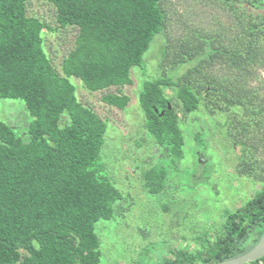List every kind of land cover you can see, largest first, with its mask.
Instances as JSON below:
<instances>
[{
  "label": "trees",
  "instance_id": "obj_1",
  "mask_svg": "<svg viewBox=\"0 0 264 264\" xmlns=\"http://www.w3.org/2000/svg\"><path fill=\"white\" fill-rule=\"evenodd\" d=\"M163 1L49 0L58 28L77 31L57 70L43 47L44 32L53 29L28 15L26 0H0V102L23 101L31 117L19 132L0 120V264H99L94 226L114 216L122 196L102 174L107 124L78 100L70 79L89 92L117 88L101 101L124 110L130 99L121 90L132 85L130 70L145 73L143 56L166 26ZM221 1L234 28L180 56L197 62L198 82L189 74L146 80L139 105L150 137L175 167L184 159V138L166 91L183 117L200 107L226 116L224 135L240 148L235 171L260 188L225 210L197 250H170L163 264H217L248 252L264 233V165L257 159L264 101L256 87L245 86L264 67V0ZM211 68L222 73L213 77ZM142 174L149 194L164 190L165 170L152 166Z\"/></svg>",
  "mask_w": 264,
  "mask_h": 264
},
{
  "label": "rangeland",
  "instance_id": "obj_2",
  "mask_svg": "<svg viewBox=\"0 0 264 264\" xmlns=\"http://www.w3.org/2000/svg\"><path fill=\"white\" fill-rule=\"evenodd\" d=\"M163 7L166 26L143 56L145 73L137 67L131 68L132 85L120 89L130 99L124 110L101 101L105 94L117 93V88L89 92L79 80L70 79L76 86L78 100L107 124L100 156L102 174L122 196V201L114 205V216L94 226L100 243L99 264H163L164 259L170 258V250L194 252L209 237L212 226L216 227L225 210L232 211L242 205L260 188L248 177L236 173L240 148H232L225 137L223 114L215 110L209 113L200 107L183 117L181 104L175 103L172 91H166L184 138V159L177 167L164 157L146 130L138 99L142 83L168 76L176 81L186 74L188 79L198 82L199 76L192 74L197 62H184L183 51L193 50L201 40L215 33H225L229 24L234 28L221 0H164ZM26 8L29 16L53 29L44 32L43 47L59 70L62 59L73 48L76 29L58 28L55 8L49 0H26ZM253 12L260 11L253 9ZM206 72L213 77L222 73L216 68ZM254 75L257 79L245 86L256 87L257 95L264 101V67L257 68ZM0 120L19 132L31 117L23 101L2 100ZM197 154H201L200 160ZM257 159L264 165L263 149L259 150ZM152 166L167 173L164 190L156 195L143 187L142 173Z\"/></svg>",
  "mask_w": 264,
  "mask_h": 264
},
{
  "label": "water",
  "instance_id": "obj_3",
  "mask_svg": "<svg viewBox=\"0 0 264 264\" xmlns=\"http://www.w3.org/2000/svg\"><path fill=\"white\" fill-rule=\"evenodd\" d=\"M170 107L168 106V109ZM264 256V233L258 242L248 252L232 259L222 261L217 264H248L260 260Z\"/></svg>",
  "mask_w": 264,
  "mask_h": 264
},
{
  "label": "flooded vegetation",
  "instance_id": "obj_4",
  "mask_svg": "<svg viewBox=\"0 0 264 264\" xmlns=\"http://www.w3.org/2000/svg\"><path fill=\"white\" fill-rule=\"evenodd\" d=\"M197 155H198V157L200 156V157H199V160H200V159L202 158L201 154H197Z\"/></svg>",
  "mask_w": 264,
  "mask_h": 264
},
{
  "label": "clouds",
  "instance_id": "obj_5",
  "mask_svg": "<svg viewBox=\"0 0 264 264\" xmlns=\"http://www.w3.org/2000/svg\"><path fill=\"white\" fill-rule=\"evenodd\" d=\"M255 246V245H254ZM253 248V247H252ZM264 257V256H263ZM262 259V258H261Z\"/></svg>",
  "mask_w": 264,
  "mask_h": 264
}]
</instances>
